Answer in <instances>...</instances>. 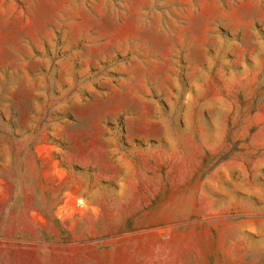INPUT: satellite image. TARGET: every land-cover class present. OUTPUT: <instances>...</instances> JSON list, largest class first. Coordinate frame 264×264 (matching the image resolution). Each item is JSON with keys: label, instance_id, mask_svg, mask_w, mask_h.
<instances>
[{"label": "rangeland", "instance_id": "1", "mask_svg": "<svg viewBox=\"0 0 264 264\" xmlns=\"http://www.w3.org/2000/svg\"><path fill=\"white\" fill-rule=\"evenodd\" d=\"M61 242L264 264V0H0V264Z\"/></svg>", "mask_w": 264, "mask_h": 264}, {"label": "crops", "instance_id": "2", "mask_svg": "<svg viewBox=\"0 0 264 264\" xmlns=\"http://www.w3.org/2000/svg\"><path fill=\"white\" fill-rule=\"evenodd\" d=\"M69 199H66L64 204L62 205V207H66L69 204ZM79 205H81V203H79ZM61 207V206H60ZM60 211H56L55 212V220H59L63 217H61V215L59 214ZM62 241V240H61ZM132 246H125L123 250V252L119 251L117 259H116V263L115 264H132V263H136L135 259H132V256L128 255L130 254L129 249ZM150 255L148 256V261H146V257L143 258L144 260L140 262V264H169V257L168 252L166 253V257L162 256L164 253L161 252V257L160 258H155L153 257V252L152 250L149 251ZM187 252H184V256H183V260L181 261L180 259H178L177 263H184V257L185 254ZM189 254V253H187ZM190 254H192V252H190ZM137 258V263H139V257ZM193 258V262L195 264H200V258L199 255L197 254V256ZM92 259V258H91ZM39 264H104L103 260L98 257H93L92 260H90L89 257V252H88V248L86 246L83 245H76V246H68L65 243H59L57 245V247H55L54 249H51L48 252V260H45V262H43V259L41 261H39Z\"/></svg>", "mask_w": 264, "mask_h": 264}]
</instances>
